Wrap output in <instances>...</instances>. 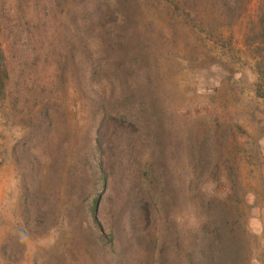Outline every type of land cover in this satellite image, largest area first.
Wrapping results in <instances>:
<instances>
[{"label": "trees", "instance_id": "1", "mask_svg": "<svg viewBox=\"0 0 264 264\" xmlns=\"http://www.w3.org/2000/svg\"><path fill=\"white\" fill-rule=\"evenodd\" d=\"M50 1L48 11L55 18L63 12L66 15V20L60 22L64 32L61 34L62 55L56 57L59 85H63L70 72L82 94L79 102L86 104L85 113L95 126L90 124L80 133L79 153L64 161L67 173L63 178L56 173L59 160L56 155L47 156L44 162L40 156L33 155L32 150L43 143L58 111L51 112L50 108L54 106L43 99L35 116L16 114V108L22 102H18L21 100L19 92L12 88L10 59L0 43V171L9 158L14 159L23 197L30 201V209H34L37 217L48 216L46 207L40 202L48 196L53 182L66 178L65 194L70 196L74 190L78 203L70 214H83L100 252L112 253L113 257L121 258L123 264H142L143 260L137 258L140 251H145L152 259L146 260V264H246L243 237L246 225L240 194L242 186L237 175L231 172L228 181L234 193L229 202L218 200L214 186L217 178H212L214 164L208 163L209 168L187 191L193 207L190 204L187 213L183 200L180 203L181 186L179 181L177 183L178 176L170 174L169 166L179 142H168L171 130L155 87L158 68H152L154 62L159 64L158 60L152 59L156 52L157 25L146 13L145 2L69 0L71 7L65 10V0ZM168 1L172 13L181 17L183 24L215 38L213 33H216L218 19L207 13V1L204 4L203 0ZM234 1L222 2L224 23L219 24L222 27L232 26L242 15H238ZM17 2L21 13L18 22L29 24L26 6L30 1ZM41 2L43 0H31L37 13ZM198 3L204 5L203 9L197 7ZM215 36L218 42L223 39L217 33ZM87 39H95L98 46V54L90 59L88 75L84 74L86 67L83 64L89 55ZM245 43L255 48L264 63V5L251 21ZM250 71L253 89L264 99L261 64ZM82 81H86V85ZM90 93H94L92 105L96 104L95 113L99 114L96 117L91 114L93 106L89 109ZM54 102L62 107L57 99ZM111 104L126 106L118 111L110 107ZM61 112V118H66L67 113ZM108 117L114 129L106 149L98 132ZM17 121L25 132L21 131L14 148L9 149L5 128ZM172 143L176 145L171 147ZM157 144L160 147L157 148ZM206 179L210 185L207 189L202 184ZM119 184H129L128 192L117 194L119 203L107 213L105 198L117 190ZM187 236L189 243L185 244Z\"/></svg>", "mask_w": 264, "mask_h": 264}, {"label": "rangeland", "instance_id": "2", "mask_svg": "<svg viewBox=\"0 0 264 264\" xmlns=\"http://www.w3.org/2000/svg\"><path fill=\"white\" fill-rule=\"evenodd\" d=\"M29 1L26 9L30 22L25 25L18 22L21 13L17 0H0V43L10 59L12 88L19 92L18 102H22L16 114L35 116L43 99L54 106L51 112L57 109L59 118L63 117L61 110L67 113L66 118L57 116L43 143L32 150L33 155L43 158L42 162L56 155V173L63 178L67 173L64 161L78 155L80 133L90 124L94 127L95 122L88 119L86 104H80L82 94L70 72L59 85L56 57L62 55L64 32L60 22L66 20L65 12L55 18L48 11L51 1L43 0L37 13ZM142 1L157 25L152 59L159 64L154 62L152 68H158L155 87L171 130L168 142H179L169 166L181 186L180 203L183 200L187 213L193 207L187 191L209 168L208 163L214 164L212 178H217L214 186L218 200L229 202L234 193L228 181L232 173L237 175L246 225L244 260L246 264H264V99L256 95L250 71L252 67L258 69L259 64L264 70V63L255 48L245 43L248 27L264 0H235L238 15H242L230 27L219 25L224 23L223 0H203V4L209 3L207 13L220 21H216V33L223 38L220 42L215 40L216 33L212 39L204 31L183 24V19L172 13L168 0ZM64 3L65 10L71 7L69 0ZM197 7L203 9L204 5L198 3ZM87 44L90 58L88 55L83 62L86 75L90 59L98 54L95 39H87ZM139 80L143 81L141 77ZM93 95H88L89 109L93 106L91 114L96 117L99 114L95 113L96 104L92 105ZM56 99L62 107L56 105ZM125 106L110 105L118 111ZM113 129L108 117L98 132L106 149ZM21 131L25 132L18 121L7 124L9 149L14 148ZM15 169L14 159L9 158L0 171V264H123L112 253L100 252L83 214H70L78 203L74 190L70 196L65 194L66 178L53 182L48 196L40 202L48 216L37 217L30 201L23 197ZM207 181L202 182L205 189L210 187ZM128 189L129 184H119L106 196L107 213L119 203L117 194H127ZM188 240L189 236L184 243ZM138 257L142 264L152 260L145 251L138 252Z\"/></svg>", "mask_w": 264, "mask_h": 264}]
</instances>
